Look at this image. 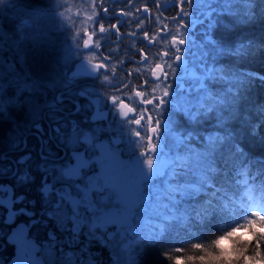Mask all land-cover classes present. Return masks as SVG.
<instances>
[{
    "label": "snow or ice",
    "instance_id": "obj_1",
    "mask_svg": "<svg viewBox=\"0 0 264 264\" xmlns=\"http://www.w3.org/2000/svg\"><path fill=\"white\" fill-rule=\"evenodd\" d=\"M87 5L92 27L60 45L63 70L45 79L30 71V52L55 46L49 24L70 20L71 9L65 0H0V122L14 120L13 136L0 132V264H142V247L169 225L241 210L243 223L194 243L196 255L168 260L264 264V164L253 176L245 151L248 137H264V101L252 106L256 120L244 113L264 75L219 62L264 54V34L231 47L215 35L264 26V0ZM193 46L199 61L189 74ZM29 125L40 135L35 156ZM229 164L239 199L217 187Z\"/></svg>",
    "mask_w": 264,
    "mask_h": 264
},
{
    "label": "trees",
    "instance_id": "obj_2",
    "mask_svg": "<svg viewBox=\"0 0 264 264\" xmlns=\"http://www.w3.org/2000/svg\"><path fill=\"white\" fill-rule=\"evenodd\" d=\"M54 34L56 35L55 46L48 45L47 50L43 49L41 46L40 52L35 53V48H33L31 57L34 56V60L30 62V71L35 72L34 67H41V75L43 78H51L55 77L56 72V56L58 55V47L56 46L59 39L57 35L58 31L55 30ZM264 34V26L256 25L252 28H235L233 30H220L217 31L216 38L221 41V43L225 47L234 46L235 43L242 39H259L261 35ZM219 62L230 67H234L237 69H241L244 71L254 72L258 76L264 75V54H258L256 56H250L245 60H237L233 57H229L227 55L219 58ZM53 92H46L45 95L52 97ZM247 101L245 102L244 113L252 116L253 120H256V116L252 111V106L254 102L264 101V82H261L260 79H256L253 81L250 89L246 93ZM170 114L166 113V117ZM173 122L176 124L182 123L179 117L171 116ZM14 120L9 119L3 122H0V132L3 133L4 137L13 136V132L9 125L13 124ZM187 126V125H186ZM132 127V126H131ZM29 130L26 131V135L28 136V147L31 144V139H37L36 135L32 134V132H36L35 129H31V126H28ZM113 131L119 133V128L113 129ZM189 131H199L203 132L201 128H192L189 127ZM241 136H246V133L242 132ZM247 148L246 152L252 157L250 160V164L252 166L251 171L253 176L259 174V166L260 164H264V156H259L260 152H264V137H248L247 138ZM36 145L32 148L33 155L37 154L39 144L36 141ZM4 147H7L8 140L5 139L3 141ZM31 147V146H30ZM145 150L142 148V151ZM253 154H256L255 156ZM232 172L231 164L229 167L224 169L222 172L221 178L217 181V187L224 190H229L227 194L230 197L235 199L241 198L243 195V186H238V183L234 182L236 177L233 173L229 176V173ZM256 184H259L260 181H255ZM243 210L233 217L229 215H221L217 214L210 218L208 221L203 224L193 222L187 227L183 224L177 222L169 225L168 232L164 238L157 241L155 244L145 245L140 250L142 252L141 261L142 264H174V261H169L168 256L172 255L180 256L181 258L196 255L197 252L192 245L197 242L201 243H210L212 239H215L217 235L223 234V231L231 230L230 228L237 223H243ZM198 230V231H197ZM204 232V233H203ZM196 233V234H195ZM177 249H181L179 253ZM249 255L252 254L251 246L249 247ZM106 259V257H105ZM226 264V262H225Z\"/></svg>",
    "mask_w": 264,
    "mask_h": 264
},
{
    "label": "flooded vegetation",
    "instance_id": "obj_3",
    "mask_svg": "<svg viewBox=\"0 0 264 264\" xmlns=\"http://www.w3.org/2000/svg\"><path fill=\"white\" fill-rule=\"evenodd\" d=\"M65 3H66V6L71 9V11L68 13V16H70L71 19L69 20L70 24L64 26L63 28L58 29L59 34L57 35V38L59 39V41L56 45L58 47V50H59L60 45L65 40H69V42L71 41V35L74 34L76 30L81 29V28H91L92 27V25L90 23H88L85 19V17L88 14V12H87V8H88L87 0H65ZM108 6L111 7V4H109ZM64 10H65L64 7L60 8V11H64ZM77 11H80L79 16L76 15ZM113 46H115V45H113ZM58 59H59V55L56 56L55 77L59 76L63 70L62 67L60 65H58V63H57ZM198 61H199V54L195 50V46H193V52H192L191 56L189 57V61L187 62L189 64V69H188L189 74H191L195 71V66L198 64ZM79 86H83V83H81V85H79ZM181 87H183V84L181 85ZM54 95H56V92H53L52 96H54ZM60 112L63 113V116L65 119L69 118V114L71 112V105L65 104V105L61 106ZM48 123H49V121H47V120L44 121L45 128L47 127ZM43 130L44 129H41L40 131H43ZM32 134L36 135L37 139H34V138L31 139V144H30L31 147L30 146L28 147L30 150H32L34 145H36L35 144L36 141L38 142V144L40 141V135L38 134L37 130H36V132H32ZM50 138L54 139V137H50ZM57 147H59V146H57ZM38 150H39V148H38ZM141 150H142V148H141ZM37 153H38V151H37ZM39 231H40V235L42 237L44 230L41 229ZM9 251H11V249H9Z\"/></svg>",
    "mask_w": 264,
    "mask_h": 264
},
{
    "label": "rangeland",
    "instance_id": "obj_4",
    "mask_svg": "<svg viewBox=\"0 0 264 264\" xmlns=\"http://www.w3.org/2000/svg\"><path fill=\"white\" fill-rule=\"evenodd\" d=\"M52 23V24H51ZM54 23V24H53ZM68 24H70V21L69 20H65L64 18H58V19H56V20H54V21H51L50 22V30H51V35H52V37L54 38L56 35L54 34V32H55V30L56 31H58V29H60V28H63L64 26H66V25H68ZM52 26H53V28H52ZM54 30V31H53ZM56 38V37H55ZM41 46H43V49L44 50H47V47H48V45H46V44H37L34 48L36 49L35 50V53H39L40 52V49H41ZM32 52V51H31ZM30 52V53H31ZM30 59H31V61L30 62H32L33 60H34V56L33 57H31V54H30ZM34 71L35 72H32L33 74H35V75H37V76H41V75H43L42 73L43 72H41L42 70H41V67L39 66V67H34ZM42 77V76H41ZM45 79H46V77H45ZM133 127H135V126H133Z\"/></svg>",
    "mask_w": 264,
    "mask_h": 264
},
{
    "label": "bare ground",
    "instance_id": "obj_5",
    "mask_svg": "<svg viewBox=\"0 0 264 264\" xmlns=\"http://www.w3.org/2000/svg\"><path fill=\"white\" fill-rule=\"evenodd\" d=\"M52 24V23H51ZM54 24V23H53ZM49 27H50V25H49ZM52 28H53V26H52ZM54 31V30H53ZM61 31V30H60ZM55 38V37H54ZM60 38V37H59ZM33 53V52H32ZM34 71V70H33ZM198 231V230H197ZM204 233V232H203ZM196 234V233H195Z\"/></svg>",
    "mask_w": 264,
    "mask_h": 264
}]
</instances>
